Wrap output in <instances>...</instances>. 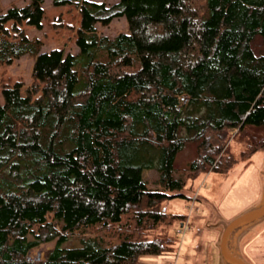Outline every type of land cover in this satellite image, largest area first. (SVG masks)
I'll list each match as a JSON object with an SVG mask.
<instances>
[{"label": "trees", "instance_id": "trees-1", "mask_svg": "<svg viewBox=\"0 0 264 264\" xmlns=\"http://www.w3.org/2000/svg\"><path fill=\"white\" fill-rule=\"evenodd\" d=\"M65 1L78 13L76 52H42L29 38L43 0L0 10V65L33 57L29 84L0 75V264L168 253L165 226L183 214L161 203L181 195L168 193L182 188L181 171H227L230 137L241 158L264 149V0H53ZM119 16L128 32L99 34ZM190 142L195 156L178 168ZM145 168L157 170V187ZM72 235L80 245L62 247Z\"/></svg>", "mask_w": 264, "mask_h": 264}, {"label": "rangeland", "instance_id": "rangeland-1", "mask_svg": "<svg viewBox=\"0 0 264 264\" xmlns=\"http://www.w3.org/2000/svg\"><path fill=\"white\" fill-rule=\"evenodd\" d=\"M29 0H0V10L6 11L11 5L22 6ZM105 1L112 4L115 0ZM44 9L41 27L26 26L29 38L36 37L43 44L41 51H49L53 47H61L67 51L76 52L77 46L72 39L71 24L76 25L78 13L73 2L54 3L53 0H43ZM62 18L60 19V17ZM101 35L114 37L119 32H128V23L124 16L113 18L107 25H96ZM33 57L24 54L14 59L10 64L0 65V75L12 77L11 83L21 79L24 86L31 82ZM23 89V87H22ZM3 102L0 86V104ZM229 153L235 159L234 164L225 172L213 170L203 171L195 178H188L185 170L182 188L168 191L170 194H181L166 198L161 207L166 213H181L179 222L165 226V233L174 239L172 251L165 254H142L135 264H222L217 241L220 236L223 221H228L248 207L255 204L261 194L262 171L264 169V149L249 157L241 158V144L231 139L227 140ZM226 143V144H227ZM195 156V143L186 144L176 154L174 163L178 168L185 169L188 162ZM180 173V172H179ZM176 173V176H180ZM142 174L148 186L155 188L158 172L155 169H143ZM183 224L187 229L179 232ZM103 232V231H101ZM83 235L91 236L85 232ZM103 243L110 241V234L101 233ZM55 241L41 244L32 251L33 255L42 254L51 248ZM80 245L79 236L72 235L64 241L62 247ZM239 249L250 264H264V221L248 230L239 240Z\"/></svg>", "mask_w": 264, "mask_h": 264}, {"label": "water", "instance_id": "water-1", "mask_svg": "<svg viewBox=\"0 0 264 264\" xmlns=\"http://www.w3.org/2000/svg\"><path fill=\"white\" fill-rule=\"evenodd\" d=\"M259 200L228 221H223L217 245L222 264H249L239 249L240 238L252 227L264 221V169Z\"/></svg>", "mask_w": 264, "mask_h": 264}, {"label": "built area", "instance_id": "built-area-1", "mask_svg": "<svg viewBox=\"0 0 264 264\" xmlns=\"http://www.w3.org/2000/svg\"><path fill=\"white\" fill-rule=\"evenodd\" d=\"M184 229H187V225L186 224H183V226L180 227L179 232H182Z\"/></svg>", "mask_w": 264, "mask_h": 264}, {"label": "bare ground", "instance_id": "bare-ground-1", "mask_svg": "<svg viewBox=\"0 0 264 264\" xmlns=\"http://www.w3.org/2000/svg\"><path fill=\"white\" fill-rule=\"evenodd\" d=\"M245 259V258H244ZM246 260V259H245ZM247 261V260H246ZM248 262V261H247ZM249 263V262H248ZM250 264V263H249Z\"/></svg>", "mask_w": 264, "mask_h": 264}, {"label": "crops", "instance_id": "crops-1", "mask_svg": "<svg viewBox=\"0 0 264 264\" xmlns=\"http://www.w3.org/2000/svg\"><path fill=\"white\" fill-rule=\"evenodd\" d=\"M219 240V239H218ZM218 242V241H217Z\"/></svg>", "mask_w": 264, "mask_h": 264}]
</instances>
